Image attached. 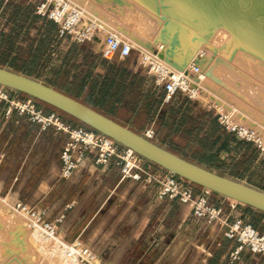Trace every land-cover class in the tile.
Instances as JSON below:
<instances>
[{"label": "crops", "instance_id": "1", "mask_svg": "<svg viewBox=\"0 0 264 264\" xmlns=\"http://www.w3.org/2000/svg\"><path fill=\"white\" fill-rule=\"evenodd\" d=\"M13 2L0 0V41L4 37L22 39L31 35L30 48L20 51L33 54L38 50L36 39H48L51 59L30 72L11 67L8 61L0 66L39 79L141 133L148 126H157L162 110L166 112L181 96L186 97L178 94L170 103L165 102L164 89L140 65L137 49L127 58L116 55L105 59L100 54L101 42L78 43L69 35H60L55 22L37 15L33 5L28 4L26 8L42 23L32 29L30 20L14 17ZM26 8H21L22 14ZM45 25L49 28L45 29ZM18 48L12 46L8 53L14 56ZM78 51L86 57L83 66L76 59ZM204 95L192 100L199 110L190 122L187 114H178L182 131L198 136V154H224L228 159L259 163L263 155L251 142L206 119L213 105L212 99L205 92ZM5 109L6 104L0 105V197L11 198L14 203L46 206L51 219L64 214L58 224L60 235L69 241L84 240L97 252L102 264H264V254L247 247L239 258H233L238 243L224 236L223 227L197 222L189 205L159 197L155 183L122 179L114 159L107 165H98L89 154L70 178H62L59 153L66 134L53 127L41 129L40 124L16 112L8 117ZM163 133L164 128L157 127V139L165 140ZM152 163L146 160V164ZM197 163L225 173L210 161ZM210 197L223 206L231 222L242 219L264 229L263 211L212 192Z\"/></svg>", "mask_w": 264, "mask_h": 264}, {"label": "built area", "instance_id": "2", "mask_svg": "<svg viewBox=\"0 0 264 264\" xmlns=\"http://www.w3.org/2000/svg\"><path fill=\"white\" fill-rule=\"evenodd\" d=\"M35 13L55 22L60 35H69L78 43L95 42L103 35L100 54L105 59H112L116 55L127 58L137 49L140 65L153 77L155 84L164 89L165 102L171 101L178 94L191 100L203 97L202 81L207 75L195 62L184 69L176 68L171 63L162 61L159 46L154 47V53L136 47L121 34L107 30L97 19L86 18L71 0H35ZM199 56L203 57V54L199 53ZM2 104H6L5 115L8 117L16 112L19 116L26 115L32 122L40 124L41 129L53 127L56 132L66 134L59 153L62 178H70L89 154L98 165H107L114 159L122 179L155 183L159 197L167 196L189 205L197 222L223 227L224 236L238 243L232 252L233 258H239L244 247L264 254V233L251 222L242 219L231 222L224 215L223 206L213 202L210 197L212 191L209 189L196 192L192 182L155 163L146 164L147 159L132 148L92 128L67 121L56 111H46L34 98H20L14 90L0 84V105ZM217 113L220 123L227 131L234 132L248 142L257 143L264 153V143L257 137V132L234 123L227 112L219 109ZM142 133L149 139L156 138L153 125L146 127ZM13 207L25 219L29 229L37 230L70 264H102L97 252L84 240L76 238L69 241L60 235L58 224L64 219V214L51 219L48 207L24 201L15 202Z\"/></svg>", "mask_w": 264, "mask_h": 264}, {"label": "rangeland", "instance_id": "3", "mask_svg": "<svg viewBox=\"0 0 264 264\" xmlns=\"http://www.w3.org/2000/svg\"><path fill=\"white\" fill-rule=\"evenodd\" d=\"M71 2L81 6L87 18L93 17L99 23L101 21L102 23L100 24L107 30L121 34L136 47L148 51H153L155 46L163 44L162 51L169 47L170 43L167 38L168 43L163 41L160 35V32H162L164 37H166L162 30L160 19L141 0H71ZM30 3L33 4L35 11V0H14L12 5L14 17L19 18L22 16L24 21L30 20L31 28L36 29L42 23L35 20L31 10L27 9ZM23 6L25 8L27 6V8L25 9L26 12L22 14L21 8ZM44 28L48 29L49 25H45ZM30 37H23L22 39L20 37L2 38L0 41V64L3 65L8 61V65L11 67L25 72L34 71L36 68L43 67L46 60L50 58L47 53V46H49L48 39L42 37L36 39V45H38L37 53L21 54V49H26V47L30 48L28 47V42H31L33 39L31 35ZM102 40L103 35H100V38L96 40L97 42H94V45L99 44ZM15 43H21L22 45H15ZM12 46L19 47L14 56L8 53ZM224 47H216L215 52L220 53L224 50ZM170 52L171 54L173 53L174 59L180 64L191 60L187 58V53L180 52V49L172 48L171 46ZM199 52H204L203 57L198 56ZM199 52L196 54V58H205L210 54L206 47L203 51ZM76 59L83 66L86 57L83 52L78 51ZM202 68L207 70V67H204V65ZM230 72L229 74H223L225 83L222 86H218L215 82L212 83L216 88H222L221 93L224 95L226 104L230 105V107L241 106L248 111V114H242L238 110L230 113L228 109L221 108L222 106L218 101L213 98H208L212 99L213 107H211L212 109L210 111L206 112V119L211 120L212 124H221L219 113L217 112H219V109L227 111L235 123L239 126L242 124L255 129L264 140V69L257 64L249 65L239 63L235 64ZM40 77L44 81H49L43 76ZM58 86L61 87L60 84ZM198 110L199 106L197 102L181 96L174 103L173 107H169L164 113L166 117L165 121L159 123V129L164 128L163 138L165 140L157 139L156 137L154 141L162 142L164 145L174 149L175 152H179L192 159L210 161L212 166H219L227 175L242 179L264 190V153L257 143L249 141L263 155L262 160L255 164L250 163L249 160L228 159L224 154V157L220 155L210 156L207 154H198L195 148L197 140L194 134L183 132L182 125H178V121H180L178 114H187L189 116L187 121L190 122L194 118L192 116ZM173 111L178 112V114L173 115ZM221 125L224 127L223 124ZM155 130L157 133L156 127ZM172 132H174L173 135ZM231 133L239 139L247 141L234 132ZM13 206L14 202H12L11 198L5 196L0 197V264H67L69 261L64 259L61 252L54 250L48 240L38 233L26 229L23 217Z\"/></svg>", "mask_w": 264, "mask_h": 264}, {"label": "bare ground", "instance_id": "4", "mask_svg": "<svg viewBox=\"0 0 264 264\" xmlns=\"http://www.w3.org/2000/svg\"><path fill=\"white\" fill-rule=\"evenodd\" d=\"M141 1L149 9L151 8L160 19L162 30L166 36L164 37L163 33L160 32L161 38L170 43L169 47L166 48L168 54L166 50L162 51L164 44L159 46L161 49L159 56L162 61H167V63L171 61L176 68L184 69L193 63L194 60L192 59L196 58V54L206 47L210 54L203 58V65L207 67V77L210 79L206 77L202 81L203 95L205 92L207 98L218 101L222 106L221 108L228 109L230 113L238 110L247 115L248 111L245 108L241 106L230 107L226 104L224 95L221 93L222 88H216L212 82L222 86L225 83L223 74L231 73L230 70L235 64H257L264 69V0ZM78 7L81 9V6ZM82 12L84 14L83 10ZM100 23L102 22L100 21ZM106 24L108 23L106 22ZM170 45L172 48L180 49V52H186L187 58L191 60L182 64L177 62L173 53L170 52ZM218 46H225L220 53L215 52ZM150 52L154 53L155 50ZM199 53L204 55V52ZM229 116L232 119L230 114ZM242 126L246 130L253 129ZM253 130L257 132L255 129ZM257 137L264 143L259 133ZM25 226L28 230L41 235L37 230L29 229L26 222Z\"/></svg>", "mask_w": 264, "mask_h": 264}, {"label": "water", "instance_id": "5", "mask_svg": "<svg viewBox=\"0 0 264 264\" xmlns=\"http://www.w3.org/2000/svg\"><path fill=\"white\" fill-rule=\"evenodd\" d=\"M194 62L203 67L204 59L196 58ZM0 84L76 118L194 184L264 212V190L191 161L39 79L0 66Z\"/></svg>", "mask_w": 264, "mask_h": 264}, {"label": "trees", "instance_id": "6", "mask_svg": "<svg viewBox=\"0 0 264 264\" xmlns=\"http://www.w3.org/2000/svg\"><path fill=\"white\" fill-rule=\"evenodd\" d=\"M30 4H32V3H30ZM33 5V4H32ZM38 15V14H37ZM52 21V20H51ZM15 94H17L18 96H21V97H24V98H27V97H31V96H29V95H26V94H23V93H20V92H16L15 91ZM32 98V97H31ZM38 103H39V105H41V106H44L45 108H47V109H49L50 111H56L57 113H59L64 119H66L67 121H70V122H72V123H74V124H76V125H79V126H84V127H88V128H90L89 126H87L86 124H84V123H82V122H80L79 120H77L76 118H74V117H72V116H70V115H68V114H66V113H64V112H62V111H60V110H58V109H56V108H54V107H52V106H50V105H48V104H46V103H44V102H41V101H39V100H37V99H35ZM171 101H169L168 103H170ZM164 113H165V110H162L161 111V113H160V115H159V118H158V120H157V126L155 125V127H156V129H157V127L159 126V123H161L162 121H165L164 120ZM173 115H176V114H178V112H176V111H173V113H172ZM195 124V123H194ZM154 127V128H155ZM194 127V126H193ZM133 129V128H132ZM136 131V130H135ZM156 131V130H155ZM138 132V131H137ZM141 133V132H140ZM191 134V133H190ZM195 136V135H194ZM195 138H196V140H198V136H195ZM157 143H159L160 145H162V146H164V144L162 143V142H159V141H156ZM164 147H166V146H164ZM167 149H169V150H171V151H173V152H175L174 151V149H172V148H170V147H166ZM175 153H177V152H175ZM177 154H179V155H182L181 153H177ZM184 157H186V158H188V159H190L191 161H194V162H198L199 160L198 159H192V158H190V157H187V156H184ZM222 174H225V173H222ZM228 176H230V177H232L231 175H228ZM234 178V177H233ZM194 184V183H193ZM194 186H195V190H196V192H200L201 190H203V189H205V188H203L202 186H199V185H197V184H194ZM212 194H214V195H217V196H223V195H220V194H217V193H215V192H212ZM256 228H258L262 233H264V229H260L259 227H258V225H257V223H252Z\"/></svg>", "mask_w": 264, "mask_h": 264}]
</instances>
